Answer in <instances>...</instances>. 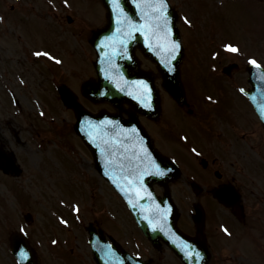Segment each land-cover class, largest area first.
<instances>
[{"label": "rangeland", "instance_id": "1", "mask_svg": "<svg viewBox=\"0 0 264 264\" xmlns=\"http://www.w3.org/2000/svg\"><path fill=\"white\" fill-rule=\"evenodd\" d=\"M60 1L63 5H58V1L53 2L56 5L55 12L44 1V21L26 17L20 25L24 40L22 47L44 52L42 48L47 46L46 48L54 52L60 61L36 63L32 60L33 49L25 50L24 54L16 52V49H21L13 41V32V38L10 36V29L12 31L15 27L11 24L10 12H7L9 5L15 4L17 10H28L29 6H32L28 15H35L37 11L34 0H26L25 4L23 1L18 3L14 0H2L6 14H1L4 24L0 20V140L3 147L16 151L17 145L11 140L13 136L10 132L12 127H15L21 134V140H27L28 143L24 145L23 150L17 152L25 159L21 172L16 174V177L0 176V264H12L10 258L5 257L8 248L5 240L13 227L31 233L39 255L44 258V264H94L87 244L88 225H94L101 232L109 233L129 251L142 255L152 264H181L167 249L155 251L144 240L122 199L98 175L89 151L74 134L72 109L63 106L58 100L54 86L65 84L77 93L80 103L90 110L110 107L103 102H89L80 92L83 81L95 75L92 67L94 52L88 40L93 28L104 22L105 15L101 4L99 0H67V3L65 0ZM170 1L180 15L179 25L183 37L196 35L199 38L198 49L191 41L186 43L188 49L182 64V74L189 84L188 95L190 89V97L196 98L200 105L203 103L201 96L204 91L213 93V90H210L211 87H204L206 81L197 82L194 78L192 80L191 74L195 69L191 66L192 63H187L194 50L200 51L203 48L207 51L208 42L213 43L215 40V44L221 43L217 46L211 43L209 48L214 58L217 57V62L233 60L246 65L245 62L252 58L264 63V0ZM250 1L255 9L249 8V15H245L246 5H252ZM11 13L15 16L13 11ZM215 15L217 17L213 23L214 19L211 21V18ZM66 16L72 18L70 23L67 22ZM185 17L192 25L196 21L197 28L189 29L190 23L185 22ZM52 25H58L59 33ZM212 25V32L218 34V37L207 36L206 29ZM187 30H191L192 34ZM57 34H60L61 39L58 43ZM224 39L228 41L225 42ZM228 42L240 51L233 53L225 50L224 45ZM210 61L214 62L213 59ZM142 65L155 71L153 65L145 59H142ZM240 75H244V69ZM234 79H223L224 85L227 86V98L229 96L231 100L233 92L229 82L231 84ZM9 95L16 98L15 104L11 102ZM36 101L39 102L41 110L34 104ZM194 103L199 104L196 101ZM216 106L209 104L212 108ZM226 107L228 106L223 105L221 109L225 110ZM195 109L199 110V106L193 105L194 112ZM214 118L215 122L219 121L217 117ZM229 119L236 120L235 117ZM194 120L196 119L192 117L186 119L177 108L169 106L166 110L162 109L160 117L149 124L156 135V141L162 145L160 140H168L169 142L165 143L166 150L169 153L175 151V159H180L188 170L172 185V191L180 209L178 223L185 231L191 233L194 230L187 223V215L191 211V203L202 198L193 194L186 180L192 176L193 171L203 170L199 160L194 157L195 153L206 157L210 150L208 147H212V144H209L212 136L205 133L206 129ZM180 132L187 133L178 137ZM40 134L44 141L40 140ZM205 141L208 144L203 153L202 143ZM39 142L44 143V147L38 148ZM250 144L254 148L250 149ZM192 149H195L194 154ZM233 149L239 151H224L225 157L230 160H224V163L231 162L234 166L242 161L240 157L243 154H247L246 159L254 160L256 170L252 178L257 181L252 182V185L247 184L244 188L246 200L248 199L246 206L250 209L254 205L258 213H264V134L257 128L252 136L240 140V144ZM190 162L193 165H190ZM221 170L224 171L222 168ZM193 176L200 179L196 175ZM77 208L78 211L75 210ZM27 213L31 214L32 221L26 224L22 216ZM216 214L225 216L220 209H216ZM213 222L214 224L209 222L208 227L205 226L208 240L211 238L213 241L210 264H264V222L259 217L250 212L244 227L231 219L225 222V225L233 226L235 231L245 228L243 235H253V238L245 236L246 240L237 237L234 241V236L228 239L220 233V229L218 230L217 220ZM234 242L238 243L239 250L233 247ZM227 243L231 245L228 246Z\"/></svg>", "mask_w": 264, "mask_h": 264}, {"label": "water", "instance_id": "2", "mask_svg": "<svg viewBox=\"0 0 264 264\" xmlns=\"http://www.w3.org/2000/svg\"><path fill=\"white\" fill-rule=\"evenodd\" d=\"M102 1L107 9V24L91 40L97 52L94 63L97 81L86 82L83 93L93 101L107 100L119 111L122 102H127L130 109L126 111L127 118H124L120 113L92 114L75 107L74 129L91 150L98 171L123 196L137 224L153 246L159 248L162 242L167 244L183 264H207L210 255L201 237L190 238L175 226L177 209L166 184L178 177L179 172L172 162L154 151L138 119V114L156 116L158 100L152 79L137 68L133 54L136 45L157 64L163 76V87L178 102L182 100L183 92L177 73L182 48L171 55L166 50L170 48L171 40L178 41L175 14L168 6L169 39L165 37L167 29L163 23L157 29L152 20L151 6L156 0H118V6L116 0ZM150 23L152 27H145ZM170 68L173 70L170 71ZM263 72L260 78L251 74L249 81L252 89L246 95L264 123ZM60 92L68 103H72L73 98L67 91ZM133 129L136 131L133 132ZM157 166L165 175L156 174ZM154 183L165 186L163 196L154 194ZM89 234L97 264H147L125 252H117L114 245L109 246L90 229ZM10 242L19 263L20 250L24 249L28 256L23 264H36L34 252L25 236L14 233Z\"/></svg>", "mask_w": 264, "mask_h": 264}, {"label": "flooded vegetation", "instance_id": "3", "mask_svg": "<svg viewBox=\"0 0 264 264\" xmlns=\"http://www.w3.org/2000/svg\"><path fill=\"white\" fill-rule=\"evenodd\" d=\"M242 66L239 64L238 71L232 73L229 75V78L234 77L236 78L237 82L242 81V84L245 85L244 78H242L243 75H240ZM238 78V79H237ZM235 81V83H236ZM237 84V83H236ZM240 84V83H239ZM238 100H241V104L239 107H237L239 110L244 112L243 120L238 123L237 126H231L230 123L227 126H222L219 128H213V127H207V132L210 134L211 137V144L212 147L210 148L213 150L218 143H221V141L226 139H232L234 144L237 146L240 144V140H246L248 136H252L254 131L256 130V127H254L256 124L258 125V122L252 113L251 107L247 104V102L243 98H238ZM250 114V115H249ZM238 116H240V112L238 113ZM250 148H253V145H249ZM209 153V151H208ZM216 153H209L207 156H210L209 162L206 160L203 164V171L207 173V177L205 179V185L197 186L199 192H206L207 197L204 200V214L207 215V211H209L211 206V200L215 201L212 198V191L217 189L218 187L222 185H227L228 183H233L235 176L230 174V171L233 170L235 172V166L241 167L243 164L246 166L247 164L250 166L251 159H246L248 162L243 163L242 161L234 164L232 166V163L229 162V164L224 163L221 161L217 156H215ZM217 165L220 166V168L224 169L225 172L220 173L217 168ZM231 168V169H230ZM211 199V200H210Z\"/></svg>", "mask_w": 264, "mask_h": 264}, {"label": "snow or ice", "instance_id": "4", "mask_svg": "<svg viewBox=\"0 0 264 264\" xmlns=\"http://www.w3.org/2000/svg\"><path fill=\"white\" fill-rule=\"evenodd\" d=\"M116 2H117V6H118V0H116ZM65 3H67V0H65ZM151 7L153 9L152 20L155 21V27L158 29L160 27L161 23H163L164 28L167 29V31L165 32V37L170 39L171 29L168 27L169 17L167 16L168 5L166 4L165 0H156V3H154ZM184 19H185L186 23H190V21L188 20L187 17H185ZM145 27H152V24L150 23L149 25H146ZM180 47H181V45H180L179 41L171 40L170 48H168L166 50L171 55L173 52L178 53L180 50ZM224 48H225V50L233 52V53L239 52V48L236 46H233L231 44H225ZM34 55H36V56L43 55V56L48 57L49 53H47V52H36V53H34ZM50 58L53 60H56L55 57H50ZM173 58H175V57L173 56ZM56 62L59 63L60 61L56 60ZM249 64L259 67V65L257 64V61L255 59H252V58L249 59ZM169 70L171 71L173 69L170 68ZM241 91H243V89H241ZM209 99H211V97H209ZM145 106L150 107V105H145ZM132 131L135 132L136 130L133 129ZM193 151H195V149H193ZM156 174L163 176V175H165V172L163 170H159V168L157 166V173ZM105 175H108V173L105 172ZM75 210L78 211V208ZM21 231H23V229H21ZM225 231L227 232V229H225ZM53 243H55V241H53ZM19 256H20V264H23V261H24V259L27 258L28 253L26 250L21 249Z\"/></svg>", "mask_w": 264, "mask_h": 264}]
</instances>
